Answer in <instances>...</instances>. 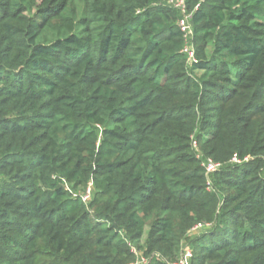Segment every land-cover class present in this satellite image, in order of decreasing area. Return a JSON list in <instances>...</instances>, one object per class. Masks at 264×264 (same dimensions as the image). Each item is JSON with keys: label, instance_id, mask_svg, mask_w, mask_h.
Masks as SVG:
<instances>
[{"label": "trees", "instance_id": "obj_1", "mask_svg": "<svg viewBox=\"0 0 264 264\" xmlns=\"http://www.w3.org/2000/svg\"><path fill=\"white\" fill-rule=\"evenodd\" d=\"M166 1L0 0V264H264V0Z\"/></svg>", "mask_w": 264, "mask_h": 264}, {"label": "built area", "instance_id": "obj_2", "mask_svg": "<svg viewBox=\"0 0 264 264\" xmlns=\"http://www.w3.org/2000/svg\"><path fill=\"white\" fill-rule=\"evenodd\" d=\"M167 4H170L172 7L177 8L180 11L181 17L177 21V25L180 28V30L183 32L184 36V47L182 49V52L187 55L188 60L194 61V50L191 43V28L189 24V17L190 14L187 12L186 8V2L185 0H167ZM195 146V142L193 143ZM232 163H239L240 160L236 158L235 156L231 159ZM204 166L206 168L207 172H212L217 170L220 167L219 163L213 162L211 159H206L204 161ZM90 194V188L87 189L84 199H87ZM198 227H195V229ZM133 253L136 255V258L134 261L129 262L127 264H148L149 259L143 255H140L138 251L135 249H132ZM192 256L191 250L189 248H185V250L180 254V256L175 260L174 262H171L169 264H190V258Z\"/></svg>", "mask_w": 264, "mask_h": 264}, {"label": "rangeland", "instance_id": "obj_3", "mask_svg": "<svg viewBox=\"0 0 264 264\" xmlns=\"http://www.w3.org/2000/svg\"><path fill=\"white\" fill-rule=\"evenodd\" d=\"M199 229H200V227H198L197 229H194L193 231L190 232V234H193L194 232L198 231ZM184 250H185V248H183V251H184ZM183 251H182V252H183ZM182 252H181V253H182Z\"/></svg>", "mask_w": 264, "mask_h": 264}]
</instances>
